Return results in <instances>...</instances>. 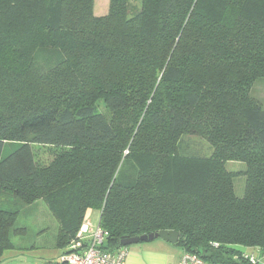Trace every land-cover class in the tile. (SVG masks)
<instances>
[{"label": "trees", "instance_id": "16d2710c", "mask_svg": "<svg viewBox=\"0 0 264 264\" xmlns=\"http://www.w3.org/2000/svg\"><path fill=\"white\" fill-rule=\"evenodd\" d=\"M94 3L0 0V196L16 200L0 202V260L40 199L64 254L89 208L110 251L161 230L219 264L264 249V108L247 95L264 77V0Z\"/></svg>", "mask_w": 264, "mask_h": 264}, {"label": "rangeland", "instance_id": "374dc122", "mask_svg": "<svg viewBox=\"0 0 264 264\" xmlns=\"http://www.w3.org/2000/svg\"><path fill=\"white\" fill-rule=\"evenodd\" d=\"M110 0H95L94 3V13L96 15L106 14L109 11ZM248 97H250L257 105L264 108V77L256 79L250 86L247 91ZM104 106V102H101V107ZM188 142V143H187ZM187 143V147H186ZM184 147L187 150H198L203 152L202 154L209 155L212 152V147L209 141L201 136H192L190 134L185 135L183 140ZM47 157V155H44ZM226 166L229 170L238 172L234 178V188L238 196H243L245 193L246 187V175L240 171L246 169V163L238 160H229L226 161ZM16 200L13 196L2 195L0 196V202L4 206L14 205ZM100 220V211L94 209L92 215L88 219V223L91 229L97 228ZM55 225L58 226V221L48 208L46 203L43 200H38L30 205H23L20 209L18 215L16 226L17 227H26L27 230L24 234L13 235L12 240L14 244H24L28 246L35 245L39 246L44 240L47 242L51 241V236L55 231ZM48 233V234H47ZM159 239V238H158ZM161 239V238H160ZM156 241V240H154ZM162 241V240H159ZM135 244L130 245L128 248L132 247ZM251 247L247 248L250 249ZM30 249H33L31 247ZM36 251V250H35Z\"/></svg>", "mask_w": 264, "mask_h": 264}, {"label": "built area", "instance_id": "2783aa9c", "mask_svg": "<svg viewBox=\"0 0 264 264\" xmlns=\"http://www.w3.org/2000/svg\"><path fill=\"white\" fill-rule=\"evenodd\" d=\"M109 232L100 225L91 229L88 218L76 238L70 243L68 253L63 254L60 264H132L127 261L128 248L123 246L115 251L102 248ZM232 264H264V249L251 247L236 253ZM179 264H219L206 260L197 253L184 251Z\"/></svg>", "mask_w": 264, "mask_h": 264}, {"label": "crops", "instance_id": "0c3cea01", "mask_svg": "<svg viewBox=\"0 0 264 264\" xmlns=\"http://www.w3.org/2000/svg\"><path fill=\"white\" fill-rule=\"evenodd\" d=\"M92 208L86 212V218L93 213ZM58 226L51 236V241L44 240L41 245L28 246L15 244V248L5 251L0 264H60L64 248L57 245ZM48 234V233H47ZM156 241L140 242L128 248L127 261L132 264H179L184 252L182 247L163 239ZM162 240V241H159ZM33 247L32 250L30 249Z\"/></svg>", "mask_w": 264, "mask_h": 264}, {"label": "water", "instance_id": "95a60500", "mask_svg": "<svg viewBox=\"0 0 264 264\" xmlns=\"http://www.w3.org/2000/svg\"><path fill=\"white\" fill-rule=\"evenodd\" d=\"M158 238H161L165 241L175 244L178 242L180 238V233L179 231L176 230H161L159 232L144 234L140 236L124 237L122 238L121 242L122 245L128 246L140 242H150Z\"/></svg>", "mask_w": 264, "mask_h": 264}]
</instances>
